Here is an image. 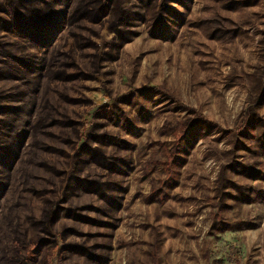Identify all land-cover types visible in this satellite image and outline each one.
I'll return each mask as SVG.
<instances>
[{"label": "rangeland", "instance_id": "374dc122", "mask_svg": "<svg viewBox=\"0 0 264 264\" xmlns=\"http://www.w3.org/2000/svg\"><path fill=\"white\" fill-rule=\"evenodd\" d=\"M0 264H264V0H0Z\"/></svg>", "mask_w": 264, "mask_h": 264}]
</instances>
